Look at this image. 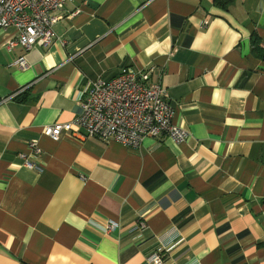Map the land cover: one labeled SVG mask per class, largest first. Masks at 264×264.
<instances>
[{
  "label": "crops",
  "instance_id": "1",
  "mask_svg": "<svg viewBox=\"0 0 264 264\" xmlns=\"http://www.w3.org/2000/svg\"><path fill=\"white\" fill-rule=\"evenodd\" d=\"M52 16L46 47L11 50L0 30V264H264V0H70ZM124 68H154L186 142L43 135Z\"/></svg>",
  "mask_w": 264,
  "mask_h": 264
},
{
  "label": "built area",
  "instance_id": "2",
  "mask_svg": "<svg viewBox=\"0 0 264 264\" xmlns=\"http://www.w3.org/2000/svg\"><path fill=\"white\" fill-rule=\"evenodd\" d=\"M69 1L0 0V30L13 29L16 32V37L7 41V47L11 50L22 47L29 51L35 46L50 45L58 21L52 14L64 10ZM15 66L26 69L28 63L21 58ZM153 72L154 68H124L109 82L89 81L80 115L70 123L46 126L43 135L55 142L68 135L97 138L133 149L140 148L148 138L169 139L176 144L186 142L190 134L173 123L174 109L166 99V92L152 83ZM37 141L34 139L30 147L39 155L42 150ZM18 157L25 167L43 172L25 154ZM144 228L140 223L136 229ZM148 260L149 264H164L161 253H155Z\"/></svg>",
  "mask_w": 264,
  "mask_h": 264
},
{
  "label": "trees",
  "instance_id": "3",
  "mask_svg": "<svg viewBox=\"0 0 264 264\" xmlns=\"http://www.w3.org/2000/svg\"><path fill=\"white\" fill-rule=\"evenodd\" d=\"M233 0H215V5L223 9H227Z\"/></svg>",
  "mask_w": 264,
  "mask_h": 264
}]
</instances>
